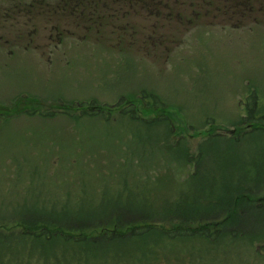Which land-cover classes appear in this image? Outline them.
<instances>
[{"label":"rangeland","instance_id":"obj_1","mask_svg":"<svg viewBox=\"0 0 264 264\" xmlns=\"http://www.w3.org/2000/svg\"><path fill=\"white\" fill-rule=\"evenodd\" d=\"M131 2H92L88 9L101 19L87 20L85 29L67 21L65 37L75 38L61 43L49 42L43 17L17 30L33 41L2 44L7 67L0 89L7 93L0 112L8 118L17 95L36 104L0 120V207L82 205L75 214L66 207L56 215L55 231L72 236H96L88 222L116 216L144 225L147 215L154 229L146 238L126 239L114 254L83 257L53 243L31 252L10 247L0 264L29 256L48 262L60 252L52 264H264V127L241 123L247 107L264 118V13L255 25L247 16L243 26L232 27L233 10L225 19L218 11L212 22L209 0ZM18 4L23 14L36 8V0ZM146 4L158 5L151 11ZM14 30L0 26V34ZM91 102L100 114L80 117V105ZM161 104L165 110L158 112ZM222 154L232 159L223 169L215 164ZM185 188L203 194L199 205L228 188L249 196L237 214L228 213L236 220L220 236L169 242L160 233L165 217L140 208L173 205L172 195ZM9 212L0 217L12 219Z\"/></svg>","mask_w":264,"mask_h":264},{"label":"trees","instance_id":"obj_2","mask_svg":"<svg viewBox=\"0 0 264 264\" xmlns=\"http://www.w3.org/2000/svg\"><path fill=\"white\" fill-rule=\"evenodd\" d=\"M26 101L28 103L21 100V102L24 104H15L17 105V108L14 110V113L16 115H18V113H22V110H17L21 106H26V104H36V100L32 98H29ZM253 104L255 103L253 102ZM94 105L95 103L93 102L86 104V106L80 105V117L99 115L100 112H98V108H96ZM71 110L73 111V108ZM156 110L160 112L165 109L161 104V107L157 108ZM146 111H152V109ZM134 112L135 110L133 111V114L132 112H130V114L134 115L135 119L140 118V116H136L138 114ZM52 115L53 114L44 116ZM245 117L246 119H242L241 121L243 125L250 122L253 123L251 127L247 128H252V130L254 131H259L258 129L254 128L260 126V124L264 127V118L259 117L256 110L248 111L247 107V113ZM159 118L163 120L162 116ZM204 134L210 137L209 132L206 131ZM211 142L212 140L208 144L210 145ZM213 147L215 149L217 148L216 145H214ZM231 160L227 161L226 155L222 154L216 156L215 164H217V167H222L223 169L227 166V164L231 162ZM240 188L243 191L245 190L242 187ZM196 192L193 190H191V192H187V188H185L182 192H178L180 193L179 196L178 193L172 195L177 198V201H175L173 205L168 206L169 204L165 203L155 205L146 204L144 205V207L140 208V212L145 214L149 209L151 212L161 213L162 216L165 217V223L168 226L165 229L160 228V233L162 234V237L169 242L175 240H187L189 238L212 240L213 238L221 235V233H218L219 231H222L221 229L231 227L233 221L235 222L236 219L235 216L228 217V213H234L237 207L245 203L247 200L246 197L249 196V194H247L248 192H245L246 197L242 198L241 194L236 193L234 189L228 188V190H223V197H218L215 199L212 198L207 201L201 202V205H199L198 203H196V200H206V198L203 197V194H201V192H199L198 194H196ZM225 194H227L228 196H225ZM196 197L198 199H196ZM229 199H231L230 203H228ZM66 207L67 209H69L70 206L62 207L61 210H54V208H52V210H44L32 204H22L11 208L10 206L0 207V215L2 211H10L7 215H12V219L9 217H0V257L9 255L10 247H16L14 253H17L18 251L23 252L29 246L31 247L29 252H31L32 248L36 246H50L53 245V243L59 245L62 250H73L83 257L90 252L100 255H104L106 253L114 254V252L116 251H123L124 248L122 247L126 239L139 240L142 238H146L154 229L152 227L154 225V219L152 217H147V215L144 216L146 220H144L143 223H147L144 225L130 224L128 219H132L131 216H116L109 218L106 222L104 221L99 224L94 223L95 221L88 222V228L91 229L90 231L94 230L98 232L96 236H88V234L86 233L72 236L64 234L63 232L55 231V229L58 227L57 225H59L60 223L58 216L67 211ZM78 208L84 209L82 205H73L70 207L69 212L71 214H75ZM216 212L220 214L214 217L212 213ZM238 212L239 208L237 209L236 214ZM242 212L245 213V210L243 208ZM221 214H226V216L222 218L220 217ZM15 215L16 217H13ZM47 215H49L50 217ZM186 216H189L190 218H187ZM192 216H196V219H193ZM156 217L158 218V216ZM194 223H196L197 226H192V224ZM102 229L104 230V232H100V230ZM107 229H110L111 231L109 233L105 232V230ZM10 231H14L16 237H14L13 234L6 235V233ZM61 254L62 252H60L58 255ZM58 255L55 256V258L51 257V259L54 258L53 260L50 259V261L48 262L42 261L41 263V259H39L38 257L35 258L34 256H29L23 263L20 264H28L31 261H33V263L35 264H52L58 259ZM5 259L10 260V258Z\"/></svg>","mask_w":264,"mask_h":264},{"label":"flooded vegetation","instance_id":"obj_3","mask_svg":"<svg viewBox=\"0 0 264 264\" xmlns=\"http://www.w3.org/2000/svg\"><path fill=\"white\" fill-rule=\"evenodd\" d=\"M94 1L97 0H36V8L33 11L26 12V14L24 13V15L18 4L20 0H0V26L3 27V25L7 24L15 29L14 34H0V75H4V71L7 67L4 62L6 54L5 45L3 46L2 44L18 42L21 40L33 41L29 38L22 39V36H19L18 32H20V30H17L19 29L20 23H25L27 25L34 20H38L39 22V19L44 17L43 19L47 21V28L50 31V33L47 34V38L50 40L49 42L61 43L67 38H75V33H71L68 37H65L66 35L64 33L67 21H70V25L72 26L85 29L87 20L89 22H93L94 20V22H96V20L101 19L88 9V5H93L94 3L92 2ZM120 1L122 0H117L118 3ZM131 1L132 0H128V3H132ZM146 5L150 7L149 10H151V8L154 10L158 4ZM219 5H221V8ZM208 7L212 22H214L216 17H219L217 12H222L223 9V19H225L226 15L228 16L229 11L233 10L231 11V14L234 17L229 21L232 27L243 26L242 24L247 20V16L252 17L250 19L253 20V24L255 25L256 22H258V16H262L264 13V0H209ZM254 12L255 14L253 15ZM108 16L118 17L116 14H106L104 15V18ZM17 17H22V19L20 18L17 21ZM82 37H85V35H79L80 39ZM6 93V88L2 90L0 89V98L5 96ZM27 99H29L27 96L17 95L11 103L24 104L21 100L28 103L26 101ZM2 109L6 110L5 108ZM6 115L8 118H4L5 112L1 111L0 120L10 119V116L16 114L10 110V113H7ZM244 119H246V117ZM246 124L249 125L247 127H251L253 123L250 122ZM262 126L263 125L260 124V126L255 127L254 129L259 130Z\"/></svg>","mask_w":264,"mask_h":264}]
</instances>
